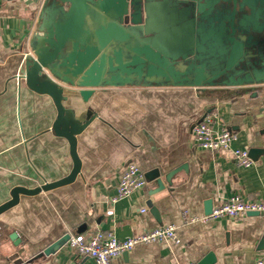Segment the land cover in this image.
<instances>
[{
    "label": "crops",
    "instance_id": "crops-1",
    "mask_svg": "<svg viewBox=\"0 0 264 264\" xmlns=\"http://www.w3.org/2000/svg\"><path fill=\"white\" fill-rule=\"evenodd\" d=\"M45 1L0 0V205L15 187L60 180L74 167L68 139L52 130L58 115L52 97L21 77ZM256 87L257 95L164 84L98 88L77 106L93 113L77 135L81 172L70 184L22 194L0 214V264H96L68 243L43 253L66 233L101 230L126 239L170 224L178 226L181 244H139L112 264H199L210 252L212 264L264 259V212L185 224L187 217L206 215L208 201L216 206L234 194L264 201V84ZM212 111L221 117L216 129L238 134L233 149H255L251 166L240 165L230 150L196 143L192 128ZM132 160L152 175L158 169V177L112 202Z\"/></svg>",
    "mask_w": 264,
    "mask_h": 264
},
{
    "label": "water",
    "instance_id": "water-1",
    "mask_svg": "<svg viewBox=\"0 0 264 264\" xmlns=\"http://www.w3.org/2000/svg\"><path fill=\"white\" fill-rule=\"evenodd\" d=\"M40 21L21 77L52 97L58 110L52 130L68 139L74 167L60 180L15 187L0 214L22 194L76 180L82 167L77 135L93 116L77 106L98 88L164 84L257 95L256 86L264 84V0H46ZM158 172H146L147 180ZM213 207L208 201L206 214ZM11 237L20 241L17 232ZM70 238L64 234L43 254L56 253ZM215 261L210 252L199 264Z\"/></svg>",
    "mask_w": 264,
    "mask_h": 264
},
{
    "label": "built area",
    "instance_id": "built-area-1",
    "mask_svg": "<svg viewBox=\"0 0 264 264\" xmlns=\"http://www.w3.org/2000/svg\"><path fill=\"white\" fill-rule=\"evenodd\" d=\"M220 121L221 117L217 111L207 113L202 120L197 121L192 128L196 143L203 149L230 150L240 165L251 166L254 160L250 156V150L247 148L233 149L232 143L238 139V134L226 126L216 129L215 123ZM147 184L146 172L135 161H129L121 172L117 194L112 197V202H117L143 189ZM250 212L263 213L264 201L245 199L240 194H234L214 206L209 214L202 217H187L185 224L200 220H216L222 217L239 219ZM67 243L80 255L93 258L96 264H112L114 259L131 251L139 244L173 243L179 245L181 239L178 235V226L170 224L136 233L126 239H119L113 232L95 230L89 235L71 236ZM255 264H264V259L257 258Z\"/></svg>",
    "mask_w": 264,
    "mask_h": 264
},
{
    "label": "flooded vegetation",
    "instance_id": "flooded-vegetation-1",
    "mask_svg": "<svg viewBox=\"0 0 264 264\" xmlns=\"http://www.w3.org/2000/svg\"><path fill=\"white\" fill-rule=\"evenodd\" d=\"M238 77V76H237ZM222 79V78H221Z\"/></svg>",
    "mask_w": 264,
    "mask_h": 264
}]
</instances>
